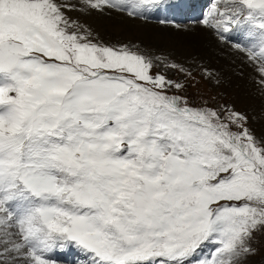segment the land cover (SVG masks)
<instances>
[{"label":"snow or ice","instance_id":"snow-or-ice-1","mask_svg":"<svg viewBox=\"0 0 264 264\" xmlns=\"http://www.w3.org/2000/svg\"><path fill=\"white\" fill-rule=\"evenodd\" d=\"M163 3L0 0V264H57L73 249L85 264H245L257 253L264 140L247 118L193 106L183 65L94 42L68 15L138 18ZM199 23L224 42L244 31L233 48L264 86V0H213Z\"/></svg>","mask_w":264,"mask_h":264},{"label":"rangeland","instance_id":"rangeland-1","mask_svg":"<svg viewBox=\"0 0 264 264\" xmlns=\"http://www.w3.org/2000/svg\"><path fill=\"white\" fill-rule=\"evenodd\" d=\"M182 1H184V0H164V3L162 4V6L158 10L153 11V12H149L144 17L132 18V17H129L126 12H122V13L118 12L120 14L125 15L127 18H131L134 20H138L141 22L148 23V24L160 26V28L166 29L167 34H166L165 41L162 42V38H161V40H159V42H160L159 46H156L157 48L150 45L152 47L151 51H142L141 49H139V47L137 45H133L130 43L118 42V41L111 42L110 36H108L109 37L108 39L106 37H103V39H101V37H99V35H97L95 33L93 34V31H92L91 33H92L93 37L95 38L94 42L98 41L102 44H105L108 46H116V47H119L121 45H127L130 48H132L133 50L139 49L144 53L152 54L155 56H160L162 58H167L169 61L183 65V67L185 69H187L193 73V77H194V79H189L188 81H186V83H188L189 85H194V86H190L188 88V91L185 93V95H187L189 101L192 103L193 106L207 107V108H212V109H228L230 111H235L236 113H240L241 115H243L244 117L247 118L246 127L249 129V131L252 133V135L255 138H257L258 140H264V130H263L264 129V120L258 121L256 119V115H255V114H257L256 111H254L252 114H249L246 109L243 111L245 104L242 101H246L248 103H251L252 101L251 100H245V98H243V96H242L240 98V100L237 99L239 101V105H234L233 102L231 101L233 94L231 93L230 90H227L228 87L226 86L225 83H223L224 82L223 79L220 77L217 80L216 79L217 77H214L213 75H211V78L213 77L212 79L210 78V76H205L204 70L206 69V67L204 66V64L202 62V61H205L207 59L208 55H210V54H214L215 57L217 56L216 61L219 62L220 51L216 50L213 46H211V44H210V37L211 36H213L214 38L216 37L215 39L222 42L224 44L223 46H228L231 48V50L236 51V53L238 54L239 60H246V57L244 56L243 53L234 49L233 44H235V43L247 44L248 40L246 38H241V37L240 38L239 37L234 38L230 32V33L224 34L228 37V41L224 42L218 38V36L214 33L213 30H209L207 28L205 30V36H203L201 34V32L203 31V29L205 27H203L199 23V21L201 19H203L204 16L193 15V14L187 15L188 12L190 13L191 9H189V11L186 12L185 6H184V4H182ZM192 1L198 2L201 0H192ZM202 1H208L207 3H210V7H211V4L213 3V0H202ZM196 4L200 8V10L196 11L198 13L204 12V15H205L210 10V9L206 10L205 8L203 9L201 7V3H196ZM206 6H207V4L205 3V7ZM105 11H108V10H105ZM112 11H115V10H112ZM116 12L117 11H115V13ZM196 12H194V13H196ZM175 13H176V15H175ZM106 16H108V15L106 14ZM162 21H164V23H161ZM89 22H91V21H89V19L86 20L87 26L90 24ZM106 25L109 28L111 26V28L119 29V28H117V26L115 24H113L111 22L106 23ZM193 25H197V26L200 25L201 27H198L199 29L198 28L195 29L196 30L195 32H194V30L191 32L190 26H193ZM185 27L187 28V30H185ZM181 30L185 33L187 32V34L189 36L188 41H186L183 38H180L181 35H180L179 31H181ZM134 31H132V33H130V35H129V37L131 39H133L135 36L138 35V31L136 29H134ZM198 34H200L201 36ZM139 36L143 37L140 34H139ZM171 42H172V44H171ZM185 42L187 45H183V43L185 44ZM170 45H172V46H170ZM148 46H149V44H148ZM168 46L170 47V49ZM219 47H222V46H219ZM157 49L158 50L160 49V50L158 51ZM155 50H157V51H155ZM177 50H180V51H186L187 50L190 53H189V55H186L183 57V55H179L178 53H176ZM216 61L213 60L210 63L209 62H207V63H209L211 65L212 64L215 65V64H217ZM237 63H238V61H233V62L231 61L227 67H224L223 64H220V66H219L220 69L218 71L219 72L222 71V74L224 76L226 75L229 77H235V78H232V80H235V83H236L240 78H243V73L242 72L235 73L234 72L235 69L233 68L230 70V66L235 65ZM237 65H238V67H240L239 63ZM238 69H240V68H238ZM169 75L173 79H180L183 81V77L180 76L178 73L169 72ZM263 100H264V98L261 97V101H263ZM253 247L257 249V253L253 256H250L245 261V264H264V234H258L257 235V240H256V243H254ZM53 259H55L57 261V264H85V258L79 252H77L74 249L71 251L56 252L53 256Z\"/></svg>","mask_w":264,"mask_h":264},{"label":"bare ground","instance_id":"bare-ground-1","mask_svg":"<svg viewBox=\"0 0 264 264\" xmlns=\"http://www.w3.org/2000/svg\"><path fill=\"white\" fill-rule=\"evenodd\" d=\"M73 2H75V0H73ZM182 4H184L187 11H189V9H191L190 13H194V12L200 10V8L197 4H194V5H192V3L189 4V0L182 1ZM106 14L108 16H106ZM68 15L71 16L73 19L79 20V22L81 24L85 25L88 29H90L91 32L93 31V34L95 33V34L99 35V37H101V39H103V37H106L108 39L109 38L108 36H110L111 42L118 41V42H125V43H130L133 45H137L139 47V49H141L142 51H151L152 50L151 46H153V47L159 46V43H160L159 40H161V38H162V42H164L165 38H166V34H167L166 29L160 28V26H156V25L148 24V23L141 22L138 20H134L131 18H127L125 15L120 14L118 12L115 13V11H112V10L104 11L103 13L93 11L87 15L82 14L80 11H72V12L68 13ZM175 15H176V13H175ZM88 19L91 22H89L90 24L87 26L86 20H88ZM108 22L115 24L117 26V28H119V29L111 28V26L109 28L106 25V23H108ZM198 27H201V26L200 25L199 26H197V25L190 26L191 32L193 30L195 32L196 31L195 29H197ZM134 29H136L138 31V35L135 36L133 39H131L129 37V35H130V33H132V31H134ZM185 30H187L186 27H185ZM205 30H206V28H204L203 31L201 32V34L203 36H205ZM179 33L181 35L180 38H183L186 41L189 40V36H188L187 32L185 33L181 30V31H179ZM139 34L143 37H140ZM231 34L234 38H236V37L246 38V33L244 31L234 30L231 32ZM198 35H200V34H198ZM215 38L213 36L210 37V44L216 50L220 51L219 62L216 61L217 56L215 57L214 54H210V55L207 54L208 55V57L206 59L207 61L206 60L202 61L204 66L206 67V69L208 70L209 73H212L214 77H217L216 78L217 80L220 77L223 79V81H224L223 83H225L226 86L228 87L227 90H230L231 93L233 94L231 101L233 102L234 105H239L238 100H240V98L243 96V98H245V100H251L252 101L251 103H248L246 101H242L245 104L243 111L246 109L249 114H252L254 111H256L257 112V114H255L256 119L258 121L264 120V100L261 101V97L264 98V86H261L257 82L258 81V74L254 71V68L252 66H250V62H248L247 60H239V57H238V54L236 53V51L231 50V48L228 46H223L224 44ZM148 44H149V46H148ZM171 44H172V42H171ZM183 45H187L186 42H185V44L183 43ZM170 46H172V45H170ZM219 46H222V47H219ZM169 49H170V47H169ZM157 50H155V51H157ZM176 53H178L179 55H183V57H184L186 55H189L190 52L187 50L186 51L177 50ZM212 59L215 60L217 62V64H215V65L209 64L211 61H213ZM231 61L232 62L238 61V63L240 64V67H238V65H237L238 63H237L235 65H231L230 70L234 68L235 73H238V72L243 73V78H240L236 83H235V80H232V78H235V77H229L226 75L224 76L222 74V71H220V72L218 71L220 69V67H219L220 64H223L224 67H227ZM207 62H209V63H207ZM238 68H240V69H238ZM210 78H211V76H210Z\"/></svg>","mask_w":264,"mask_h":264}]
</instances>
